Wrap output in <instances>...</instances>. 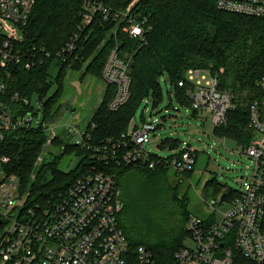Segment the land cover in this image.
<instances>
[{
	"label": "trees",
	"instance_id": "obj_1",
	"mask_svg": "<svg viewBox=\"0 0 264 264\" xmlns=\"http://www.w3.org/2000/svg\"><path fill=\"white\" fill-rule=\"evenodd\" d=\"M103 1L112 15L105 19L96 14L84 25L85 0H37L19 46L27 57L36 56L37 52L44 57L42 49L50 55L31 68L23 63L0 66V81L6 83L3 99L9 100L15 93L29 99H44V118L56 122L61 109L58 101L65 90L69 68L80 71L81 79L91 75L105 81L102 70L114 47H118L122 57H131L129 100L118 109H110L116 85L106 83L103 100L92 116L82 143L66 140L59 133L50 136L42 126L6 132L0 154L10 157L8 169L19 176L32 203H46L57 192L65 190L88 165L99 161L96 149L128 130L145 97L152 96L155 106L160 103L163 90L159 77L163 74L170 77L179 102L187 106L190 105L187 86L179 85L187 71L202 68L216 74L220 87L233 93L235 106L228 111L226 123L215 126L214 131L240 144L251 142L250 104L260 95L257 82L264 76V18L220 9L217 0ZM130 5L131 14L147 29L144 38L130 36L123 30V19L115 15ZM75 34L79 35L75 50L58 55ZM54 84H57L56 92L48 95ZM31 108L32 105H22L21 110ZM47 144L62 150L46 160L41 155ZM161 146L177 147L179 142L167 136ZM70 152L78 156L79 162L72 169H61L62 156ZM169 168L164 164L154 168L143 164L110 163L108 166L120 190V225L132 247H147L156 264H178L175 253L184 246L188 235L186 221L191 213L188 198L180 197L168 178ZM206 184L215 193L236 194L215 178ZM156 209L166 211L165 222L152 218ZM161 223L167 226L161 228ZM234 256L235 264H256L238 251Z\"/></svg>",
	"mask_w": 264,
	"mask_h": 264
},
{
	"label": "built area",
	"instance_id": "obj_2",
	"mask_svg": "<svg viewBox=\"0 0 264 264\" xmlns=\"http://www.w3.org/2000/svg\"><path fill=\"white\" fill-rule=\"evenodd\" d=\"M36 1L0 0V66L23 63L31 68L50 55L42 49L44 57L38 52L27 57L19 46ZM131 5L115 15L123 19V30L130 36L144 38L147 29L131 14ZM217 5L233 13L264 18V0H217ZM96 14L108 19L112 11L103 0H85L84 25ZM78 38L75 34L58 55L74 51ZM130 65L131 57H122L117 46L110 51L102 70L106 83L116 85L110 109H118L130 98ZM5 84L0 81V144L8 131L41 126L48 131L57 126L44 118V99L15 93L4 100ZM179 85L187 86L188 106L193 112L208 113L214 126L226 123L228 111L235 106L234 95L220 87L216 74L209 69L191 68ZM257 85L260 95L250 104L253 136L249 145L239 144V151L254 163L251 179L242 178V190L227 195L229 205L223 210L220 205L225 200L220 202L219 197V201L212 198L208 202L209 217L190 213L186 228L192 244L177 250L178 264H235V251L256 264H264V76ZM22 105L32 108L22 111ZM157 123L144 120L121 137L101 144L95 153L99 161L88 165L65 190L46 203L30 201L29 191L23 189L19 176L8 169L10 157L0 154V264H156L147 247H132L120 225V190L108 166L143 164L154 168L164 164L180 173L192 170L197 149L190 143L171 156L155 154L147 147ZM85 133L79 132L75 142L82 143Z\"/></svg>",
	"mask_w": 264,
	"mask_h": 264
},
{
	"label": "rangeland",
	"instance_id": "obj_3",
	"mask_svg": "<svg viewBox=\"0 0 264 264\" xmlns=\"http://www.w3.org/2000/svg\"><path fill=\"white\" fill-rule=\"evenodd\" d=\"M65 78V90L58 101L61 109L56 120L57 126L48 132L50 136L59 133L66 140L74 142L79 132H84L89 127L94 112L103 100L107 84L101 78L91 75L81 79V72L71 68L68 69ZM159 82L163 90L162 101L155 106L152 96L145 97L137 107L129 128H134L144 120L158 122V128L151 133L150 142L146 143L155 154L175 155L188 143L197 149L198 157L194 169L179 174L174 167H170L168 178L178 190V195L188 198L191 213L209 217L211 209L208 202L212 198L219 201L221 194L207 187V181L215 178L233 192H239L244 186V179L241 176L250 180L254 163L249 160L248 155L239 151L238 141L230 137L224 140L223 136L214 131L215 126L208 113L201 111L195 114L191 106L179 102L168 75H161ZM56 90L57 84L52 85L48 95H52ZM167 136L175 138L179 146L172 149L162 148V139ZM61 150L59 146L47 144L41 157L49 160L54 153L58 154ZM78 162V156L74 152L65 153L59 166L68 170L74 168ZM228 205L229 199L220 205V209L223 210ZM164 216H166L164 209H156V214H153L152 218L165 222ZM166 226V223L160 224L161 228ZM185 244H192L189 236L186 237Z\"/></svg>",
	"mask_w": 264,
	"mask_h": 264
},
{
	"label": "water",
	"instance_id": "obj_4",
	"mask_svg": "<svg viewBox=\"0 0 264 264\" xmlns=\"http://www.w3.org/2000/svg\"><path fill=\"white\" fill-rule=\"evenodd\" d=\"M248 158H249V160H251V157H248ZM243 177L244 176H241V178H243ZM227 195H228V191L223 192L220 196V202L224 201L226 199ZM0 222H1V220H0Z\"/></svg>",
	"mask_w": 264,
	"mask_h": 264
}]
</instances>
